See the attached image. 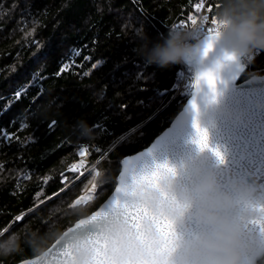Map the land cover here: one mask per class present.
I'll return each instance as SVG.
<instances>
[{"label":"trees","instance_id":"16d2710c","mask_svg":"<svg viewBox=\"0 0 264 264\" xmlns=\"http://www.w3.org/2000/svg\"><path fill=\"white\" fill-rule=\"evenodd\" d=\"M199 2L0 0V231L8 229L0 243L20 242L0 264L37 256L35 237L63 233L98 208L121 159L148 146L183 108L190 91L177 90L180 65H149L141 53L170 28L186 30ZM219 3L204 0L202 16L215 15ZM244 63V78L264 74V51ZM81 119L90 134L76 127ZM83 150L99 175L71 170ZM92 183L93 201L75 204Z\"/></svg>","mask_w":264,"mask_h":264},{"label":"clouds","instance_id":"9594fccd","mask_svg":"<svg viewBox=\"0 0 264 264\" xmlns=\"http://www.w3.org/2000/svg\"><path fill=\"white\" fill-rule=\"evenodd\" d=\"M215 17L221 25L216 41L223 43L239 58L251 61L256 54L264 51V0H220ZM203 27V19L194 25V31L172 27L167 35L142 51L145 63L167 68L185 63L196 50L197 43L203 44L207 34L201 33L194 40L196 30ZM82 134L91 132L85 120L76 125ZM186 167L194 169L190 183L182 184L176 175H163L159 187L145 189L136 199L154 213L169 216L175 224L185 222V214L200 226L191 238L180 242L181 251L170 257V264H246L250 256L258 253L261 238L246 229V222L259 215L253 207L259 193L257 187L242 179H234L227 185L221 183L218 172L205 167L204 161H189ZM165 195L171 199H165ZM145 228L154 234L149 221ZM103 231L119 235L130 231L122 216H115L103 225ZM62 236L54 232L47 237H35L33 250L43 253L47 245ZM83 241L82 236L78 237ZM20 242L0 243V256L18 251ZM90 249L81 244L77 250L76 264H85Z\"/></svg>","mask_w":264,"mask_h":264},{"label":"water","instance_id":"95a60500","mask_svg":"<svg viewBox=\"0 0 264 264\" xmlns=\"http://www.w3.org/2000/svg\"><path fill=\"white\" fill-rule=\"evenodd\" d=\"M203 39L204 43H197L196 50L186 62L194 68V81L183 108L148 146L121 159L116 185L98 208L107 205L113 196L123 198V193L116 191L121 176H125L130 183L133 174L150 171L157 163L166 161L175 167L178 180L187 185L194 169L185 165L189 161L198 163L202 160L205 167L217 170L218 178L224 185L234 179L253 183L259 193L253 205L264 204V74H254L243 80L246 72L244 59L219 41H215L213 48L204 55L206 36ZM229 53L234 54L236 59L227 60L225 57ZM209 69L216 73L215 92L204 80L196 84L199 74ZM193 102L197 105L198 112L193 110ZM194 119L207 129L210 147L218 148L223 153L222 162L210 148L201 150L194 142ZM126 160L132 163L130 171L125 175ZM71 170L76 171L73 168ZM111 218L109 216L90 222L83 226L80 235L88 238L100 233L103 225ZM199 227L190 212L186 213L185 222L175 224L178 241L191 238ZM180 251L181 248L177 246L174 256ZM22 262L23 260L16 264Z\"/></svg>","mask_w":264,"mask_h":264},{"label":"snow or ice","instance_id":"6c2138e0","mask_svg":"<svg viewBox=\"0 0 264 264\" xmlns=\"http://www.w3.org/2000/svg\"><path fill=\"white\" fill-rule=\"evenodd\" d=\"M220 5H215L219 7ZM204 7V0H200L195 5L197 11ZM208 11L211 12L213 5L208 4ZM203 25L210 21L211 26L207 27L206 44L203 48V54L207 55L213 48L216 41L221 25L218 23L215 15L203 16ZM187 21L191 25H197L198 20L196 17L189 15ZM182 24L186 21H182ZM227 60H235L234 54H226ZM96 65H93L95 68ZM63 71V69H62ZM88 73H85L87 75ZM201 80L207 82L210 89L215 92L216 88V73L214 70L209 69L199 74L196 80L198 85ZM167 91V90H166ZM18 91L15 96H20ZM193 110L198 112L197 105L193 102ZM193 127L195 128L194 142L201 150L208 149L215 153L216 157L222 162L224 157L223 153L218 148L210 147L209 135L207 129L200 126L199 121L194 119ZM81 156L85 155L82 151ZM125 175L130 171L132 161L126 160L125 162ZM75 169V166H73ZM99 175V173H97ZM163 175H176V169L168 162L157 163L150 171H143L139 174H133L131 182L128 183L125 176L120 177L119 187L116 189L117 193H123V198L113 196L108 204L99 207L97 210L92 211L90 214L78 219L73 226L67 228L62 236L55 240V242L35 259L23 260L22 264H76L77 250L81 244L90 249V256L87 258L85 264H170V257L178 246V236L175 230L174 221L167 215L154 213L146 205L140 203L136 197L145 189H153L159 187V180ZM94 192L97 184L91 185ZM91 193L87 196H81L75 204L81 202L87 203L92 200ZM165 199L173 198L167 197ZM259 212V215L252 220L246 222V229L250 233L258 234L261 238V245L256 255L250 256L246 260V264H260L264 260V204L253 205ZM107 208V211H105ZM122 216L129 226L130 231L119 234L110 235L104 231L84 238L80 241V233L83 226L93 221H99L105 217ZM22 216H16L15 220H22ZM149 221L154 228V234L145 228V222ZM8 229L0 231V237L7 233ZM13 236L8 243L12 244L16 241Z\"/></svg>","mask_w":264,"mask_h":264},{"label":"rangeland","instance_id":"374dc122","mask_svg":"<svg viewBox=\"0 0 264 264\" xmlns=\"http://www.w3.org/2000/svg\"><path fill=\"white\" fill-rule=\"evenodd\" d=\"M192 16L196 17L197 19H199V21H201L202 18H203V16H202V8H201L199 11H197V13L195 12L194 14H192ZM206 25H211V24H207V23H206ZM206 25L204 24L203 27H202L201 29L196 30V35L193 37L194 40H195V39H196V40H199V39H200V37H199L200 33L205 32L206 29H207V27H208V26H206ZM192 26H193V25H191V23H190L186 30L191 29ZM206 34H207V32H206ZM245 60H246V59H245ZM179 82H182V79H181V81H180V79H179ZM179 84L181 85V83H179ZM192 88H193V85L187 87V89H189V90L192 89ZM179 89H183V88H180V86H179L178 90H179ZM83 152L85 153V155L81 156V154H80V159L77 160V161H75V162H73V163L70 165V167L73 168V166H75L76 172H77V171H80V172H82V174L85 173V172H88V170H91V171L94 172V175L96 176L97 173H98V170L95 168L94 165L88 167V165H89V161H90V157H89V154H88L86 151L83 150ZM80 153H81V152H80ZM85 169H86V170H85ZM92 184H93V183H92ZM92 184H91V185H92ZM91 185H90L89 188H88V192L92 194L93 199H94V198L97 196L98 187H97V188L95 189V191L93 192V191H92V188H91ZM89 193L84 192L83 194H81V196H87V195H89ZM81 196H79V197H81ZM79 197H78V198H79ZM78 198H77V199H78ZM77 199H76V200H77ZM93 199H92V201H93ZM76 200H75V201H76ZM90 201H91V200H90ZM88 202H89V201H88ZM88 202H87V203H88ZM87 203L81 202V203L78 204V205H85V204H87Z\"/></svg>","mask_w":264,"mask_h":264},{"label":"built area","instance_id":"2783aa9c","mask_svg":"<svg viewBox=\"0 0 264 264\" xmlns=\"http://www.w3.org/2000/svg\"><path fill=\"white\" fill-rule=\"evenodd\" d=\"M197 20H198V23L197 24H199L200 21H199V19H197ZM206 26L210 27L211 25H206ZM188 31H194L193 26ZM179 65H180V69H179V72H178V74H179V77L178 78L180 79V81L182 79V82H180L181 85H176V87L179 88V86H180V88L187 89V87L193 85V81H194V68L191 67V66H189L188 63H186V62L185 63H181ZM187 90H189V89H187ZM189 91L191 92L192 89H190Z\"/></svg>","mask_w":264,"mask_h":264},{"label":"bare ground","instance_id":"6f19581e","mask_svg":"<svg viewBox=\"0 0 264 264\" xmlns=\"http://www.w3.org/2000/svg\"><path fill=\"white\" fill-rule=\"evenodd\" d=\"M197 41H198V40H197ZM244 64H245V63H244ZM188 65H189V64H188ZM245 65H246V64H245ZM189 66H190V65H189ZM246 68H247V67H246ZM244 75H245V73H244ZM244 75H243V77H242V78H243V80H244V79H246V78H244Z\"/></svg>","mask_w":264,"mask_h":264}]
</instances>
